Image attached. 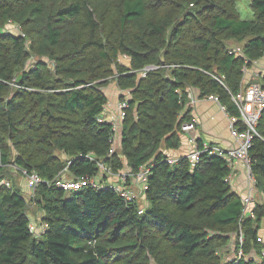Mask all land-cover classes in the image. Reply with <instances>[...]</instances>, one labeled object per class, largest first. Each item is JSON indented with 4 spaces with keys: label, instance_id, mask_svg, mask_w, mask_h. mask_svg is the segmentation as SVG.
Returning <instances> with one entry per match:
<instances>
[{
    "label": "trees",
    "instance_id": "1",
    "mask_svg": "<svg viewBox=\"0 0 264 264\" xmlns=\"http://www.w3.org/2000/svg\"><path fill=\"white\" fill-rule=\"evenodd\" d=\"M238 1L0 0V182L15 166L43 181L31 200L15 184L0 187V264H264V205L244 217L226 159L203 153L193 166L163 152L180 148L193 119L190 89L240 116L233 96L264 58V0H250L252 20ZM113 82L130 99L111 155L103 115ZM252 82L264 88V77ZM258 134L250 158L264 193V112ZM100 164L115 175L150 168L147 207L110 185L69 193L54 183L65 169L98 178ZM29 206L44 213L40 236ZM240 230L248 258L223 260L235 235L240 248Z\"/></svg>",
    "mask_w": 264,
    "mask_h": 264
},
{
    "label": "built area",
    "instance_id": "2",
    "mask_svg": "<svg viewBox=\"0 0 264 264\" xmlns=\"http://www.w3.org/2000/svg\"><path fill=\"white\" fill-rule=\"evenodd\" d=\"M14 27V31H10L11 28ZM9 31L14 34H21L20 28L16 26H10ZM128 58L123 57L121 60H127ZM34 63V60H31L29 66L31 67ZM156 67H148L145 71H153L156 70ZM146 72L143 73L145 76ZM127 95V94H126ZM129 95V94H128ZM189 99L191 100V104L194 106L198 101L195 93L190 89L189 90ZM130 99V95L126 96L124 100H120L117 105V114L113 120H107L111 123L114 137L112 139V147L110 149V154L113 155L117 149V143L119 141V136L122 132V125L126 118V109L128 108V100ZM218 101V98H214ZM233 100L236 103L238 110H239V118L231 119V133L235 137L236 146L232 149L223 150L222 148L204 145L203 150L199 147L196 138L194 137V133L197 129V120L192 119L189 122H186L182 126V132L184 135L189 136V144L191 151L185 155L193 166H195L201 154L203 153H210L222 156L226 159L228 164L233 167L234 164L239 163L243 166L244 174H245V186L246 191L242 198L243 204V214L244 217H254V209L258 204L264 205V193L260 192L257 188V180L254 176L252 170V162L250 158V151L253 146V141L258 134V126L260 123V119L262 117V113L264 112V88L259 84L252 82L246 86H244L240 92L236 96H233ZM241 123L243 130L240 131V126L238 123ZM181 158L176 159H168L170 163H176ZM17 172H19L23 177L27 178L29 187L31 190V198L35 195L36 189L38 188L39 184L43 181L36 173H29L27 170L20 169L18 167H14ZM101 175L107 174L108 176H114L115 178L119 179V185L113 186L114 190L122 195L127 201L133 202L137 199V193L134 189H131L127 186V178L132 177L135 182L141 183L144 185L145 189L147 188V180L150 174V168H142L139 173L131 175L126 173H121L119 175H115L110 173L107 168L100 164ZM68 172V169L62 174ZM62 174L58 177L54 183L57 187L65 190L66 192H76L80 191L88 186H93L95 188L103 187L101 182H98L97 178H82V179H68L62 178ZM6 185L7 187H11V182L9 180H3L0 182V187ZM30 232L35 236H40L45 230L47 226L42 223L40 225L35 224L30 219L29 224ZM260 242H264V238L259 234ZM239 243L240 248L236 249V254L231 259H241V258H248V256L244 253L243 250V243H244V234L240 230L239 235ZM263 244V243H262ZM264 258V250L262 251L261 257ZM230 259V260H231Z\"/></svg>",
    "mask_w": 264,
    "mask_h": 264
},
{
    "label": "crops",
    "instance_id": "3",
    "mask_svg": "<svg viewBox=\"0 0 264 264\" xmlns=\"http://www.w3.org/2000/svg\"><path fill=\"white\" fill-rule=\"evenodd\" d=\"M123 62L125 63L124 60ZM125 64L126 66L129 67L130 60L128 63ZM262 77H264V58L258 60L257 62H254L252 67L246 69L243 86H246L252 81ZM115 89L116 90L114 91L110 87L108 90L110 94L108 92L106 93V95L110 100V105L108 106V108H106V111L104 112L103 115L104 120H109V121L113 120L117 114V105L118 102L120 101L121 95L124 94V92H122L117 86ZM192 117L198 122L197 129L193 135L196 138L197 142H199V144L214 146L218 148L220 147L223 150L232 149L236 146L235 137L231 133V118L229 117L225 109L220 105V103L216 101L214 98L210 97L205 99H199L196 102V104L192 106ZM189 139H190L189 136L184 135L182 137V144L179 149L176 150L164 149L163 150L164 154L167 156L168 159L185 157V155L188 154L189 151H191ZM124 172L128 174L130 173V170L126 167ZM22 178L25 179V185H26L25 186L26 190L22 191V193H25L26 195L30 193L31 196V190L29 187L28 180L23 176ZM62 178L73 179L69 171L66 172L65 174H62ZM14 179H15L14 184L19 190H21L22 182H19L20 180L19 177H15ZM97 180L98 182H101L104 185H110L112 187L119 185V179L115 178L114 176L102 175L98 177ZM230 181L233 187V191L241 196H244L245 194L244 191L246 187L244 182L243 168L241 164L236 163L232 167ZM130 188L134 189V191L137 193L138 201L140 200V198L142 197L144 198L145 187L143 184L135 182V180H133ZM30 196L29 198H31ZM146 207H147V203L143 202L142 208L145 209ZM43 217L44 214H42V217L39 218L38 222L34 221L33 219L32 220L36 224H42ZM260 236L264 238V235L261 233ZM252 259L254 258L252 257ZM259 259L260 258L258 257L256 260Z\"/></svg>",
    "mask_w": 264,
    "mask_h": 264
},
{
    "label": "rangeland",
    "instance_id": "4",
    "mask_svg": "<svg viewBox=\"0 0 264 264\" xmlns=\"http://www.w3.org/2000/svg\"><path fill=\"white\" fill-rule=\"evenodd\" d=\"M237 5H238V10H239V12H240V15H241V18L243 19V20H252L253 18H254V16H253V11H252V9H251V6H250V0H239L238 1V3H237ZM15 29H14V27H12L11 28V30L10 31H14ZM15 32V31H14ZM129 60L130 59H127V60H124L125 61V63H128L129 62ZM121 62L124 64V65H126L122 60H121ZM116 86H117V84L115 83V82H113V83H111L106 89H105V93H109V88L111 87L114 91L116 90L115 88H116ZM118 87V86H117ZM127 92H125L123 95L124 96H129L128 95V93H127V95H125ZM110 94V93H109ZM120 138H121V135L119 136V140H120ZM119 144H120V142L118 141V143H117V145L119 146ZM242 166V165H241ZM242 168H243V166H242ZM13 170L15 171V174H14V177H12V179H10L9 181L11 182V185H14V178L15 177H19V182H22V189H21V192L22 191H25L26 190V188H25V179L24 178H22V175L19 173V172H17L16 170H15V168L13 167ZM243 175H244V182H245V174H244V169H243ZM22 178V179H21ZM70 179H72V178H70ZM246 187V186H245ZM245 191H246V189H245ZM244 191V192H245ZM26 197H28L29 198V196H30V193L29 194H25V193H23ZM31 197V196H30ZM139 202H140V204H141V206L143 207V202L145 203V200H144V198L142 197V198H140V200H139ZM30 208H29V212H28V214H29V217H30V219L32 220H34V221H36V222H38L39 221V218L40 217H42V214H44L42 211H40L39 209H36V208H34L33 206H29ZM32 220V221H33ZM35 223V222H34ZM36 224V223H35ZM37 225H40V224H37ZM263 234L264 235V221L262 222V228H261V232H259V234ZM234 239L232 240V242H231V244H230V246L229 247H227V248H224V249H221L220 250V254L223 256V260H230L231 258H233L234 257V255L236 254V240H237V238H238V236H234L233 237ZM263 244H264V242H262ZM250 256H252L253 258H254V260H256L258 257H257V255H256V253H251V255ZM252 257H249L250 259H252ZM260 260V259H259ZM259 260H257V261H259Z\"/></svg>",
    "mask_w": 264,
    "mask_h": 264
}]
</instances>
